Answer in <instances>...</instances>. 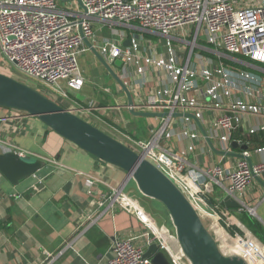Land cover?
<instances>
[{
  "label": "built area",
  "instance_id": "1",
  "mask_svg": "<svg viewBox=\"0 0 264 264\" xmlns=\"http://www.w3.org/2000/svg\"><path fill=\"white\" fill-rule=\"evenodd\" d=\"M58 1L0 0V57L8 68L13 67L11 73L16 74L15 80L35 90L39 84L41 92L37 91L57 104L64 103L69 91L79 92L84 87L78 59L89 52L82 39L85 38L111 66L115 60H120L124 65L134 64L138 73L142 72L143 63L166 70L168 79L176 85L175 90H158L139 111L189 113L200 121L202 110L207 106L219 109L222 114L213 116L209 123L214 130L221 131L218 139L227 148L234 129L243 128L249 135L264 134V122L250 126L242 121L245 116L264 117V0H80L85 13L61 11ZM95 21L110 27L136 26L142 32L157 35L165 40L163 57L142 59L139 54L141 44L136 37L127 46H120L115 41L92 43V25ZM79 27L83 37L79 34ZM186 32L190 34V40H178V45L173 46L171 36L178 33L185 39V35H188ZM206 47L216 55L232 58L238 55L250 60L251 64L262 69L263 77L251 71L232 69L220 58L201 63L202 58L198 57V63H195L193 51ZM237 63L241 65L240 60ZM197 79L204 84L202 100L186 96L188 92H196ZM27 81L31 82L30 85ZM67 110L81 116L76 109ZM11 111L15 115L28 116ZM161 119L162 124L151 129L152 135L147 140L124 135L126 145L171 180L194 208L197 201L209 208L216 217L217 225L230 230L229 239L251 245L237 235L230 219L219 214L217 208H210L198 194L199 187L204 185L206 179L210 180L223 190L225 196L243 205L238 212L245 211L243 198L253 180L247 162L238 160L233 168L216 165L201 174L190 170L185 157L193 147L171 153L165 143L171 136L167 129L174 118ZM180 135L196 140L199 133L183 129ZM8 151L20 157L27 156L26 152L14 145H10ZM241 154L251 159L253 173L261 178L264 175V145L253 150L247 148ZM254 158H258L256 162ZM84 182L86 195L91 196L99 181L87 177ZM106 187L107 190L97 200H92L95 207L124 205L147 227L141 236L143 246L134 243L136 238H114L106 264H150V260L144 258V253L152 244L157 246L169 264L187 262L176 239L171 240L153 219L152 225L144 218L142 214L147 213L136 201L124 195L120 189ZM257 249L260 256L261 249ZM220 251L225 255H235L230 252V247L227 250L223 244ZM50 257V254H46L45 259ZM260 258L264 263V257Z\"/></svg>",
  "mask_w": 264,
  "mask_h": 264
},
{
  "label": "crops",
  "instance_id": "2",
  "mask_svg": "<svg viewBox=\"0 0 264 264\" xmlns=\"http://www.w3.org/2000/svg\"><path fill=\"white\" fill-rule=\"evenodd\" d=\"M58 8L70 13L78 11L82 13L75 0H69L67 3L59 0ZM92 28L94 37L91 42L94 44L115 41L120 46H127L126 43L129 44V41L136 37L141 44L139 54L142 59H160L165 52L164 39L153 33L139 32L136 26L110 27L95 21ZM188 39L190 40V34L185 35V39L178 33L171 36L173 46L178 45V40ZM87 53L81 56V62L86 68L83 75L84 87L79 92H68L65 109L78 110V114L94 126L96 122L102 123L107 129L102 126L96 127L113 137L127 135L139 140L149 139L152 135L151 129L160 126L162 119L130 114L122 90L93 54ZM193 54H195V59L193 58L195 63H198L196 61L198 57L202 58L201 63L204 60L214 59L211 58L212 51L208 47L197 48ZM227 60L238 62L235 58ZM112 67L130 91L135 110L138 111L151 96L156 95L158 90L176 88V85L168 79L166 70L152 64L143 63L141 73H138L134 64H123L120 68L114 65ZM3 68L8 66L0 57L1 74ZM250 70L263 77L256 69L250 68ZM196 83L198 84L196 92H188L186 96L202 100L204 84L199 79ZM202 112L200 123L214 146L222 151L239 154L240 151H233L230 144L228 148L222 144L218 139L221 131L214 130L210 126V119L219 116L222 111L207 106ZM242 121L250 126H256L264 122V117L245 116ZM183 129L199 133L192 120L174 118L167 129L171 136L167 138L165 144L173 154L186 150L188 146L193 147L185 157L190 170L201 174L216 165L233 168L237 164L239 159L236 157H222L212 153L200 133L196 140L181 136L180 131ZM262 134L249 135L245 129L238 128L231 132L230 142L235 141L239 146L249 145L248 149L253 150L256 148L254 146L264 142ZM10 145L26 152V157L41 160L43 167L33 176L19 181L17 185L10 184L0 174V264H106L109 248L116 237L136 238L134 243L143 246L144 241L141 236L147 231V227L124 205L99 208L92 202L107 190V185L120 189L124 195L136 201L146 213L148 212L145 207L152 206L158 210L156 203L154 205L152 200L138 192L134 182L126 173L79 150L37 119L22 114L15 115L11 110L0 107V154L9 152ZM257 159L253 160L256 162ZM87 177L99 181L91 196L86 195L84 180ZM261 179L264 181V175ZM198 194L210 208H217V212L224 218L240 224L237 219L238 212L233 213L221 206L225 197L224 192L210 180L206 179L204 185L199 187ZM263 195L264 189L252 180L243 198L244 205L254 210L255 215L258 214L262 221H264ZM194 203L205 212L207 210L210 212L203 203L199 201ZM142 215L153 225L152 219L147 214ZM212 218L207 220L212 222L211 229L222 240L224 247L231 244L230 249L232 248L231 251L235 255L244 258L247 264H255L248 260L240 252L235 241L232 242L218 227L215 215ZM165 226V234L174 240V230L168 217ZM46 254H50L51 257L45 259Z\"/></svg>",
  "mask_w": 264,
  "mask_h": 264
},
{
  "label": "water",
  "instance_id": "3",
  "mask_svg": "<svg viewBox=\"0 0 264 264\" xmlns=\"http://www.w3.org/2000/svg\"><path fill=\"white\" fill-rule=\"evenodd\" d=\"M61 1L67 3L69 0ZM75 1L79 4L80 10L85 13V8L80 0ZM78 31L82 36L80 27ZM82 39L89 51L124 93L127 100L126 108L130 114L137 117L188 118L192 120L212 153L222 157H236L239 160H245L253 180L264 189V181L252 171L251 159L245 158L241 154L247 150L246 145L239 146L235 141L230 142V148L233 151L239 150V154L217 149L200 121L193 114L153 113L135 110L130 91L112 67L114 65V67L120 68L123 65L122 62L115 60L111 66L88 40ZM126 44L128 45V42ZM222 56L227 59H234L227 55L222 54ZM240 63L247 68L258 69L253 64L243 61ZM0 107L22 112L37 119L79 150L126 173L142 196L159 203L165 209L174 230L179 250L189 264H247L244 258L238 255L223 254L220 251L218 240L206 227L204 219L172 181L141 154L136 153L113 136L65 110L27 84L1 73ZM42 167L43 162L39 159L20 157L14 152L0 154V174L12 185H17L19 181L33 176ZM221 206L233 213L238 212L243 207L241 203L234 201L229 196L223 198ZM245 211L256 218L254 211H249L247 207H245ZM144 258L149 259L150 264H169L166 257L157 250L155 244L146 249Z\"/></svg>",
  "mask_w": 264,
  "mask_h": 264
},
{
  "label": "rangeland",
  "instance_id": "4",
  "mask_svg": "<svg viewBox=\"0 0 264 264\" xmlns=\"http://www.w3.org/2000/svg\"><path fill=\"white\" fill-rule=\"evenodd\" d=\"M139 32H142V31H139ZM142 33H145V32H142ZM202 44V43H201ZM90 52V51H89ZM209 52V51H208ZM223 53V52H222ZM221 53V54H222ZM85 54H88V53H85ZM85 54H83V55H81V56H84ZM212 55L214 56V59H213V61L215 60V59H217V58H221V59H225L222 55H216V54H214V53H212ZM81 56H80V58L78 59V65H79V68H80V70L82 71V73H83V75L85 74L84 73V71H85V66H84V64L81 62V60H82V58H81ZM225 60H227V59H225ZM101 65V64H100ZM8 66V65H7ZM9 67V66H8ZM85 68V69H84ZM103 68V67H102ZM261 68H263V67H261ZM250 69V68H249ZM252 69H256L258 72H262V69H260V68H252ZM264 69V68H263ZM14 69H13V67H10V68H3V69H1V71H2V73H3V75H6V76H8V77H13V79H16L17 77H16V74L15 75H13V72L11 73V71H13ZM86 72H87V70H86ZM11 74L13 75V76H11ZM28 82V84L29 83H31L30 81H27ZM30 85V84H29ZM38 86H37V90H39L40 92H41V88H40V85L39 84H37ZM67 101V98H65V101H64V103H59V105L61 106V107H63L64 109H65V107L64 106H66L65 105V102ZM65 110H67V108L65 109ZM82 119H86L85 117H83V116H80ZM90 118H92L91 116H89ZM87 121V120H86ZM96 126H102V128H106L107 129V127L105 126V125H103L102 123H100L99 124V122L97 123L96 122ZM114 137H116V139H118L119 141H121L122 143H124L125 145H126V142H125V140H124V138H123V136H114ZM153 202V201H152ZM154 205H155V203H154ZM153 205V206H154ZM156 205L158 206V210L156 209V208H153L152 206L151 207H145L146 209V211L148 212L147 214L149 215V217L151 218V219H153V221L155 222V224L159 227V229H164V228H166V226H165V224H166V219H167V213H166V211H165V209L159 204V203H157L156 202ZM194 206H195V208H196V210H197V212L200 214V216L204 219V223H205V225H206V227L210 230V232L213 234V235H215V237H216V239L218 240V243H219V247L220 248H222V240L214 233V231L211 229V226H212V222H210L209 220H207V219H211L212 217H213V212H209L208 210H207V212H205L201 207H199V205H196V203L194 204ZM248 214V213H247ZM249 215V214H248ZM250 216V215H249ZM257 216H258V214H257ZM256 216V218H254L259 224H260V226L264 229V221H262V220H260V218H259V216L257 217ZM253 218V217H252ZM213 219V218H212ZM229 221V220H228ZM227 222V221H226ZM230 222V221H229ZM233 222V228H234V230H235V232L237 233V235H239L240 237H241V239L243 240V241H245L247 244H254V245H256L258 248H260L261 249V254H260V256H262V257H264V246L263 245H261L260 244V242L257 240V239H255L243 226H241L240 224H238L237 222H234V221H232ZM219 225V224H218ZM219 227H220V229H222L223 231H224V234L227 236V237H230L231 235L229 234V232H230V230L228 229V228H222L220 225H219ZM233 239H235V237L233 236L232 237ZM235 240H233L232 242H234ZM231 245V244H230ZM230 245L228 244V247H230ZM225 246H227V245H225ZM232 249V248H231ZM223 252V251H222ZM224 253V252H223ZM245 255V254H244ZM245 257H247L246 255H245ZM248 258V257H247ZM248 260H250V259H248ZM251 261V260H250ZM187 263V262H186ZM187 264H189V263H187Z\"/></svg>",
  "mask_w": 264,
  "mask_h": 264
},
{
  "label": "trees",
  "instance_id": "5",
  "mask_svg": "<svg viewBox=\"0 0 264 264\" xmlns=\"http://www.w3.org/2000/svg\"><path fill=\"white\" fill-rule=\"evenodd\" d=\"M211 58H214L213 55L211 56ZM233 58L243 61V62H247V63H252L250 60L243 58L242 56H233ZM227 66H229L232 69L235 70H247V71H251L249 68L244 67L238 63H234L232 61L229 60H225V59H221ZM261 136H264L263 134ZM248 143L250 144V141L248 140ZM264 145L263 143H259L258 145L254 146L257 148L261 147ZM247 147H250L249 145ZM154 203H156L155 201H153ZM237 219L239 221V223L255 238L257 239L261 245L264 246V229L260 226V224L251 216H249L245 211H241L238 212L237 214ZM235 244L238 247V249L240 250L241 253L245 254L248 259H250L253 263L255 264H264L261 261V258L258 254V249L256 245H245L244 243H242L240 240H235ZM250 255V256H249Z\"/></svg>",
  "mask_w": 264,
  "mask_h": 264
},
{
  "label": "bare ground",
  "instance_id": "6",
  "mask_svg": "<svg viewBox=\"0 0 264 264\" xmlns=\"http://www.w3.org/2000/svg\"><path fill=\"white\" fill-rule=\"evenodd\" d=\"M196 209V208H195ZM197 211V210H196ZM199 214V213H198ZM217 235V234H216ZM218 236V235H217ZM219 237V236H218ZM223 244V243H222ZM223 246H224V244H223ZM225 248H227V250L229 249L227 246H225ZM230 252H232V251H230Z\"/></svg>",
  "mask_w": 264,
  "mask_h": 264
}]
</instances>
